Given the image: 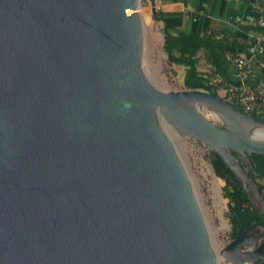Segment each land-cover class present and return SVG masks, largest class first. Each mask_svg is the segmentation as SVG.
I'll return each instance as SVG.
<instances>
[{"label":"water","instance_id":"water-1","mask_svg":"<svg viewBox=\"0 0 264 264\" xmlns=\"http://www.w3.org/2000/svg\"><path fill=\"white\" fill-rule=\"evenodd\" d=\"M138 8L0 0V264L264 260V220L216 250L173 144L212 150L264 218L248 157L264 119L185 81L159 89Z\"/></svg>","mask_w":264,"mask_h":264},{"label":"trees","instance_id":"trees-1","mask_svg":"<svg viewBox=\"0 0 264 264\" xmlns=\"http://www.w3.org/2000/svg\"><path fill=\"white\" fill-rule=\"evenodd\" d=\"M259 3L264 9V0L263 2L259 0ZM155 20L162 22L161 30L164 40L162 49L166 55V63L170 70L174 72L175 65H182L185 68L184 81L187 85L202 90L213 91L215 93H217L219 89L224 88L226 94L224 98L227 99V96H230V100L239 106L235 92L229 91V84L221 79L215 68L209 70L198 69L199 52H212L216 55V60L218 61L220 56H217L215 43L224 45L225 49H223L222 52L224 56L225 50L239 51V45L243 48H247L252 39L245 42L244 39L240 40L234 32L227 30H222L216 34L213 32H183L175 28L174 25L164 17V12H158ZM255 27L259 32L262 31L259 27ZM206 59L208 60V58ZM255 61V64H251L247 67L250 69L249 73H254L256 68H259V75L264 74V58L256 57ZM261 62L263 63L262 66H260ZM247 88L253 91L257 96L264 92V85H260L259 81ZM248 113L264 119V106H262V110L250 111ZM232 154L236 155L234 151H232ZM208 157L215 175L223 181L221 191L223 197L227 199V216L230 224L228 237L233 239L247 226L254 222L262 221L264 218L260 212L254 208L243 187L222 159L210 149L208 151ZM248 157L254 170L258 173V175L255 176V180L259 192L264 199V184L259 182V180H264V154L249 153ZM237 159L246 170L245 162L238 156ZM258 264H264V260L258 262Z\"/></svg>","mask_w":264,"mask_h":264},{"label":"rangeland","instance_id":"rangeland-1","mask_svg":"<svg viewBox=\"0 0 264 264\" xmlns=\"http://www.w3.org/2000/svg\"><path fill=\"white\" fill-rule=\"evenodd\" d=\"M138 11L141 15L146 40L149 79L161 90L183 89L185 68L182 65H175L174 72H172L167 65L162 49L161 26L159 21L152 19L150 6L146 0H139ZM204 64L202 60L198 68H203ZM217 94L224 97L225 89H219ZM227 99L230 100V96H227ZM203 114L215 123H219L218 118L210 111L203 110ZM173 144L191 182L212 244L218 250L231 240L228 237L230 224L227 216V199L223 197L221 191L223 181L213 173L208 157L209 148L205 146L203 149L182 136L173 138ZM259 182L264 184V180H259ZM260 230L259 226L256 227L254 230L256 232L253 234Z\"/></svg>","mask_w":264,"mask_h":264},{"label":"crops","instance_id":"crops-1","mask_svg":"<svg viewBox=\"0 0 264 264\" xmlns=\"http://www.w3.org/2000/svg\"><path fill=\"white\" fill-rule=\"evenodd\" d=\"M251 0H156L160 5L158 12H164V17L171 22L175 28L183 32H213L222 30L234 32L240 40L248 42L252 36L260 34L257 28L247 21L235 22L234 16L245 17L253 13L250 7ZM263 2V0H260ZM162 28V22L159 21ZM163 37V35H162ZM219 42V41H216ZM241 42V41H238ZM163 45V43H162ZM217 56L212 52H199V64L204 60V67L200 70L216 69L221 79L228 84H237L239 80L235 77L234 68L231 62L226 60L222 54L224 45L215 43ZM238 50L244 55L246 48L238 46ZM226 51V50H225ZM166 56V55H165ZM208 58V60L206 59ZM255 64L254 60L251 61ZM175 68V66H174ZM257 81L264 83V74L259 75V68L249 74L245 83L247 86Z\"/></svg>","mask_w":264,"mask_h":264},{"label":"built area","instance_id":"built-area-1","mask_svg":"<svg viewBox=\"0 0 264 264\" xmlns=\"http://www.w3.org/2000/svg\"><path fill=\"white\" fill-rule=\"evenodd\" d=\"M146 3L150 6L149 0H146ZM250 7L253 13L245 17L236 15L234 16V21H247L259 27L262 31L259 35L252 36V40L246 48V55L240 51L233 50H226L224 53V58L231 62L235 77L239 80L237 84H229L228 89L230 92H235L239 107L246 112L262 110V106H264V92L257 96L253 91L248 90V86L245 83L246 78L251 74L249 73L250 69L247 68L253 64L251 61L254 60L256 62V57L264 58V9L261 7L259 0H251ZM154 8L158 11L160 5L155 2ZM262 65L263 63L261 62L260 66ZM262 84L264 85V83H260V85Z\"/></svg>","mask_w":264,"mask_h":264},{"label":"flooded vegetation","instance_id":"flooded-vegetation-1","mask_svg":"<svg viewBox=\"0 0 264 264\" xmlns=\"http://www.w3.org/2000/svg\"><path fill=\"white\" fill-rule=\"evenodd\" d=\"M254 232H256V231H253L252 233H254Z\"/></svg>","mask_w":264,"mask_h":264},{"label":"bare ground","instance_id":"bare-ground-1","mask_svg":"<svg viewBox=\"0 0 264 264\" xmlns=\"http://www.w3.org/2000/svg\"><path fill=\"white\" fill-rule=\"evenodd\" d=\"M251 248V247H250Z\"/></svg>","mask_w":264,"mask_h":264}]
</instances>
